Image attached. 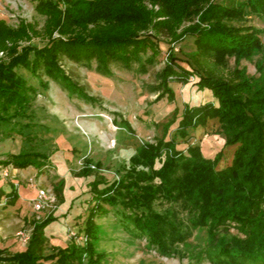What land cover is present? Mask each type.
<instances>
[{
    "label": "trees",
    "instance_id": "16d2710c",
    "mask_svg": "<svg viewBox=\"0 0 264 264\" xmlns=\"http://www.w3.org/2000/svg\"><path fill=\"white\" fill-rule=\"evenodd\" d=\"M35 11L45 18L39 34L32 24L20 21L12 29L0 19V52L9 58L7 63L0 62V113L20 109L29 99L30 88L17 76V68L29 70L37 78L41 72L71 94L92 102L93 98L63 75L61 57L87 68L95 62L96 72L106 77L111 76L112 65L131 69L137 64L138 71L145 74L161 52V38L177 44L191 37L195 50L183 62L187 68L174 49L168 48L158 75L157 99L174 101L171 79L187 85L196 78L194 87L209 90L217 104L184 105L176 129L179 137L185 139L189 129L213 122L224 147L235 150L231 165L222 170L217 169L221 152L209 159L199 146L178 150L173 140H165L170 126L177 122L176 109L164 126L163 138L141 146L130 157L121 179L95 191L82 246L73 243L70 248H51L45 254L43 229L53 220L48 216L33 221L24 251L0 249V264H101L103 255L95 248L99 227L94 217L106 213L101 204L115 207L117 203L125 209L146 210L145 214L122 215V227L145 237L162 256L177 254L176 245L188 238L183 230L188 223L209 235L198 262L206 257L211 264H264V79L249 77L238 68L241 60L264 52L259 31L247 21L250 15H264V0L232 6L217 0H39ZM53 32L59 37L52 38ZM31 34H46L49 40L41 48L29 45L17 52L18 42L29 40ZM229 58L234 59L233 70L227 68ZM257 70H264L262 62ZM125 126L131 132L129 124ZM43 159L38 154L20 153L0 165L39 170ZM61 185L59 181L54 187L59 204ZM157 201L177 207L185 219L176 211L156 213L152 206ZM225 229H234L240 236L217 238L218 231Z\"/></svg>",
    "mask_w": 264,
    "mask_h": 264
},
{
    "label": "rangeland",
    "instance_id": "374dc122",
    "mask_svg": "<svg viewBox=\"0 0 264 264\" xmlns=\"http://www.w3.org/2000/svg\"><path fill=\"white\" fill-rule=\"evenodd\" d=\"M38 1L0 0V19L12 29H16L20 21L32 24L39 34L45 18L35 11ZM217 1L232 6L246 0ZM60 7L63 8V5ZM247 21L248 25L259 31V38L264 43V15H250ZM51 37L59 36L53 32ZM48 40L46 34H31L29 40L18 42L17 52L29 45L41 48ZM160 42L161 52L145 74L138 71L137 64L132 65L131 69L112 65L111 76L106 77L96 72L95 62L91 63V68H87L61 57L59 64L63 75L76 88L93 98L92 102L71 94L41 72L37 78L29 70L15 69L17 76L23 78L30 88L29 99L20 109L9 108L5 114L0 113V162L20 153L38 154L44 157V161L39 170L29 167L15 171L17 169L11 166L0 165V240L9 243V248H12L10 252L18 249V252L24 251L22 247L25 244L17 233L28 235L32 230L30 201L36 198L37 191L29 186L30 180L37 189H48L56 196L57 207L50 215L53 220L43 229L47 239L45 254H49L51 248H70L73 243L82 246V231L94 206L95 191L104 190L121 179L128 169L130 157L141 146L155 144L163 138L164 126L172 120L176 109L179 111L177 122L170 126L165 140H173L178 150L199 146L203 156L209 159L221 152L218 170L231 165L235 149L232 146L224 147V139L216 123L209 122L206 127L189 129L185 139L177 133L184 105L217 104L209 90L198 91L194 87L196 78H192L187 85L171 79L174 101L170 102L166 97L158 101L155 90L159 88L158 75L164 68L168 48L174 49L185 68L183 62L195 50L191 37L177 44L164 38ZM7 59L6 53L0 52V62L7 63ZM261 62L264 67V52L241 60L238 68L244 69L249 77L264 79V70L261 73L257 70ZM234 66V59L229 58L227 68L233 70ZM126 123L131 132L126 128ZM59 181H62L60 204L54 191ZM13 190L16 199L12 197ZM14 204L16 209L13 208ZM101 206L106 213L94 217V223L99 227V240L95 248L97 253L103 255L101 264H211L206 257L198 262L199 253L209 241L205 229L192 228L185 223L183 230L188 238L176 245L177 254L166 257L156 247H150L145 237L130 234L122 227V215L145 214L146 210L125 209L119 203L115 207ZM152 208L156 213L170 214L176 211L180 219H185V214L180 213L177 207L173 208L165 202L157 201ZM20 212L22 216H27L25 220L20 217ZM231 236L240 235L234 229L221 230L217 234V238L229 239ZM13 240L18 245H11Z\"/></svg>",
    "mask_w": 264,
    "mask_h": 264
},
{
    "label": "built area",
    "instance_id": "2783aa9c",
    "mask_svg": "<svg viewBox=\"0 0 264 264\" xmlns=\"http://www.w3.org/2000/svg\"><path fill=\"white\" fill-rule=\"evenodd\" d=\"M29 183H30L29 186H31L33 189L37 191L36 198L30 201V206L32 208L33 221L38 223L45 220L56 209L57 207L56 196L52 191L48 189H44V188L37 189L33 181L31 180L29 181ZM17 235L22 237V242L24 244H27L30 234L23 235V233H17ZM82 241L84 242V238H82Z\"/></svg>",
    "mask_w": 264,
    "mask_h": 264
},
{
    "label": "crops",
    "instance_id": "0c3cea01",
    "mask_svg": "<svg viewBox=\"0 0 264 264\" xmlns=\"http://www.w3.org/2000/svg\"><path fill=\"white\" fill-rule=\"evenodd\" d=\"M15 170V169H14ZM18 170H24V169H17V170H15V171H18ZM16 204H14L13 205V208H15L16 209V206H15ZM21 210V209H20ZM20 217L23 219V220H25V218L27 217H24V216H22V214H21V212H20ZM14 243H16V245H18L17 244V242H16V240H13V242L11 243V245H13ZM9 243L8 242H5V243H2L1 242V240H0V249H7V250H9V251H11V249L12 248H9ZM26 247V244L22 247L23 249ZM21 249V248H20ZM19 250V249H18ZM18 250H16L15 252H18Z\"/></svg>",
    "mask_w": 264,
    "mask_h": 264
}]
</instances>
